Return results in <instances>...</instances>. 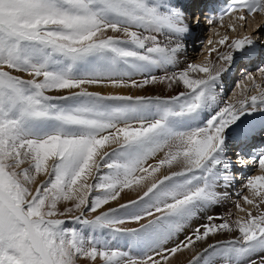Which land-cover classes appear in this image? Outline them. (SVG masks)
I'll return each instance as SVG.
<instances>
[{
	"label": "snow or ice",
	"instance_id": "snow-or-ice-1",
	"mask_svg": "<svg viewBox=\"0 0 264 264\" xmlns=\"http://www.w3.org/2000/svg\"><path fill=\"white\" fill-rule=\"evenodd\" d=\"M257 13L264 0H0V264H170L185 251L187 264H264V87L248 75L255 94L221 99L228 69L181 59L202 17ZM216 43L229 66L255 54L248 36ZM257 165L236 212H214L238 167Z\"/></svg>",
	"mask_w": 264,
	"mask_h": 264
},
{
	"label": "bare ground",
	"instance_id": "bare-ground-1",
	"mask_svg": "<svg viewBox=\"0 0 264 264\" xmlns=\"http://www.w3.org/2000/svg\"><path fill=\"white\" fill-rule=\"evenodd\" d=\"M256 16H254V18H255ZM258 17H259V19L261 18V16H259L258 15ZM229 20H231V18H229V17H227L226 18V20L225 21H223V25L224 26H226V24L227 23H230L229 22ZM241 23H243V24H245L244 22H241ZM246 25H247V28H248V30H250V31H248V33H245V34H252V35H255V33H259L257 30H255V32H252V27H253V24H252V21H250V20H248L247 22H246ZM224 26H221V25H219V26H215V28L217 29V28H220V29H217V31H220V30H224V29H222ZM246 27V26H245ZM214 27H212V29H213ZM211 29V30H212ZM227 29V26H226V28H225V30ZM224 33V32H223ZM213 31H211V37L212 38H214V36H213ZM224 35V34H223ZM257 35V34H256ZM230 37V36H229ZM234 37H236V35L235 36H232V37H230L229 39V42L234 38ZM248 37H250V35L248 36ZM201 40L202 38L200 37V38H198V40ZM236 39H238V38H236ZM196 40V38L195 37H193L192 39H191V43L190 44H193V41H195ZM203 40V39H202ZM212 40V39H211ZM214 40V39H213ZM222 47H223V45H221L220 46V49H218L217 50V52H214V53H212L211 54V56L207 59V58H204V59H202L201 61H199V62H196L195 64H204V63H207V62H209V60L213 63V64H215L216 63V57H217V55L218 54H220V53H227V52H225V51H223V49H222ZM193 48V47H192ZM190 50H192V52L191 53H188V50H186V52L185 53H183L182 54V56H181V59H182V61H187V62H191V63H193L192 62V60H194V58L193 57H196V53H197V51H195L194 49H190ZM226 51H230V49L229 48H227V50ZM192 55V56H189V55ZM217 64H218V62H217ZM215 64L216 66H217V68H223V66H221L220 64ZM226 66V65H225ZM224 66V68H226ZM257 73H258V75H255V76H253L254 78H255V81H256V83H258V84H260V81H263V83H264V78H262L261 77V74H260V72L259 71H256ZM249 73V72H248ZM248 73H246V74H248ZM252 74L253 73H255V72H251ZM251 73H249L248 75H252ZM157 74H160V73H157ZM200 76H203L204 74H199ZM234 76H236V75H233V76H231V77H234ZM259 77V79L258 80H256V77ZM242 77H244V79H247V77H246V75L245 76H243V74L242 75H240V77L238 78V80H240ZM261 77V78H260ZM136 80H141L142 79V77L141 76H136V77H134ZM219 81H222V78H220V80ZM247 81H248V79H247ZM248 82H250V81H248ZM218 84H220V82H218ZM263 85V84H262ZM262 85H261V87H262ZM241 86L242 85H240V90L239 89H237L236 90V92H235V94H238V93H240L241 92V90L243 89H241ZM226 86L225 85H223V86H219L218 85V87H217V91H218V93H219V96H220V98L221 99H223V97H224V95L225 94H227L228 93V89H226L225 88ZM245 87H247V89H248V91L245 93L246 95H250V93L253 91V86H252V83L250 82V84L248 85V86H246V84L244 83V88ZM88 88L90 89V91H94V92H99V93H101L102 95H107L108 93H109V91H111L112 89H113V87H110V86H96V85H94V86H92V87H89L88 86ZM105 89H108V90H105ZM176 90H183V88H182V86L179 88V89H176L175 88V86H174V89L173 90H169V89H167L165 86H163V85H149V86H147V88H144V89H138V88H120V95H163V96H168V95H170V94H174V92L176 91ZM234 94V95H235ZM232 100V99H231ZM230 100V101H231ZM155 161H150V163H154ZM248 170H250V168L248 169ZM163 171V170H162ZM239 172V171H238ZM236 173V175L237 176H239L240 178H241V181H244V183H245V181H246V179L248 178V177H250L254 172H255V169H252L250 172H248V175H246L245 173H241V174H239V173ZM251 173V174H250ZM245 174V175H244ZM236 185V184H235ZM136 195V193L134 192V194L133 195H131L130 197H128V199L129 198H133L134 196ZM247 207H248V205H247ZM213 211L214 212H216V213H219V214H224L226 211H231V212H234L235 213V209H234V206L232 207L231 205H229L228 203L225 205V206H223V207H218V208H215V209H213ZM233 219H235V216H233ZM178 239H183V234H181L179 237H177ZM225 238H227V236H217V237H212V239H225ZM211 242V241H210ZM121 243H122V245L121 246H123V244L124 243H126L125 241H123V240H121ZM195 247H199V242H198V244L195 246ZM134 251V250H133ZM137 252V251H136ZM191 255H192V252L191 251H185V252H182V253H177V255L175 256V257H173L171 260H170V264H187V262H188V260H189V258L191 257Z\"/></svg>",
	"mask_w": 264,
	"mask_h": 264
},
{
	"label": "rangeland",
	"instance_id": "rangeland-1",
	"mask_svg": "<svg viewBox=\"0 0 264 264\" xmlns=\"http://www.w3.org/2000/svg\"><path fill=\"white\" fill-rule=\"evenodd\" d=\"M231 20H229V22H230ZM234 25H235V27H236V30L235 31H231V30H229L228 29V27H227V29L225 30V28H226V26H228V24L229 23H227L226 24V26H224L222 29H224V30H220V31H218L219 33H220V35L219 36H217V35H215V34H213V36H214V38H212L211 37V31L212 30H210L209 32H208V37H204V36H202L201 38L203 39V42H201V40L199 39L198 40V38L195 40V41H197L196 42V44H195V41H193V44L191 45V46H193V48H194V50L195 51H197V53H196V57H193L194 58V60H192V62L193 63H196V62H199V61H201L202 59H204V58H209L210 56H209V49L210 48H212V47H215L217 50L218 49H220V44H218V43H216L219 39H221L224 35H227L228 37L230 36V37H232V36H235L236 35V37H234L233 39H236V38H238L240 35H244L245 33H248V31H250V30H248V28H247V26H246V28H245V26H242V23H240L241 21H231ZM245 25V24H244ZM221 28V27H220ZM220 28H217V29H220ZM212 29V28H211ZM248 30V31H247ZM224 32V33H223ZM224 34V35H223ZM229 37V38H230ZM200 38V37H199ZM210 39H214L213 40V44L212 45H209L208 44V41L210 40ZM232 39V40H233ZM230 40V39H229ZM191 43V40H190V42H189V44ZM187 50H188V48H187ZM192 52V50H188V53H191ZM225 52H228V51H225ZM193 55V54H192ZM191 54L189 55V56H192ZM216 61V63L215 64H217V62H218V64H220L221 66H223V68H224V66H225V64H221L220 63V61H218L217 59L215 60ZM217 64V65H218ZM226 67V66H225ZM252 74V73H251ZM233 75H236V74H233ZM255 75H258V73L257 72H255V73H253L252 74V76H255ZM245 76V75H244ZM248 75H246V77H247ZM261 78V77H260ZM259 79V77L257 76L256 77V80H258ZM218 82H221V81H218ZM224 83V82H223ZM244 83L246 84V86H248L249 84H250V82H248L247 81V79H244V77H242L240 80H238V82L237 81H235L234 83H232L230 86H228V87H230L229 89H228V93H227V95L225 96L224 95V97H223V99L224 100H228V101H230L232 98H233V96H234V94H235V92H236V90L237 89H239L240 90V85H242L241 86V89L242 88H244ZM263 84V85H262ZM260 85H262V87H264V83H263V81H260ZM94 86V85H93ZM89 87H92V86H89ZM88 90L90 91V89L88 88ZM105 90H108V89H105ZM109 94H120V88H113L111 91H109V93L107 94V95H109ZM253 94H255V89H253V91L250 93V95H253ZM258 174H260L259 173V169L257 168V170H255V172L252 174V175H258ZM251 175V176H252ZM44 177H39L38 178V180L39 179H43ZM236 193V192H235ZM134 194V192H132V191H128V190H126V192L125 193H122V196H123V198H124V200H127L128 199V197H130L131 195H133ZM243 195H248V192H247V190L246 189H244V191L242 192V194L232 203V204H230L232 207L234 206V204L236 203V202H239V203H241V204H243V201H242V199H240V197L241 196H243ZM124 200H121V201H119V202H124ZM117 202H110V204L109 205H106L105 207L107 208V207H112V206H115V204H116ZM63 204L61 205V208H63ZM244 207H247V205H243ZM248 207H250V206H248ZM235 209V208H234ZM235 212H236V210H235ZM238 215L239 216H243L244 215V213H238ZM65 219H68L67 217H65ZM68 225L70 226V227H77V228H79L80 226L79 225H76V224H73L72 222H71V220L69 219L68 220ZM125 227H134L135 225L134 224H126V225H124ZM124 241V240H123ZM127 244H128V248L126 249V250H130L131 252H132V254L133 255H136V251H138V249H136V248H133V247H131V242L130 241H128L127 242ZM121 245H122V243H121ZM125 246V243L123 244V246H121V247H124ZM134 250V251H133Z\"/></svg>",
	"mask_w": 264,
	"mask_h": 264
}]
</instances>
